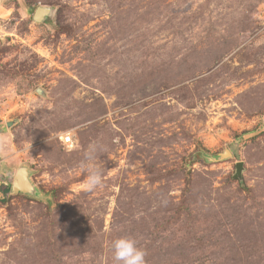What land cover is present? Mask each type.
Returning a JSON list of instances; mask_svg holds the SVG:
<instances>
[{
  "label": "rangeland",
  "instance_id": "374dc122",
  "mask_svg": "<svg viewBox=\"0 0 264 264\" xmlns=\"http://www.w3.org/2000/svg\"><path fill=\"white\" fill-rule=\"evenodd\" d=\"M23 166L37 196L4 191ZM121 236L264 264V0H0V264H114Z\"/></svg>",
  "mask_w": 264,
  "mask_h": 264
},
{
  "label": "clouds",
  "instance_id": "9594fccd",
  "mask_svg": "<svg viewBox=\"0 0 264 264\" xmlns=\"http://www.w3.org/2000/svg\"><path fill=\"white\" fill-rule=\"evenodd\" d=\"M102 150L100 143L92 142L84 152L80 166L85 173V180L82 184L85 191L92 192L104 185L105 172L97 162V154ZM146 256V249L133 236H121L112 242L114 264H147Z\"/></svg>",
  "mask_w": 264,
  "mask_h": 264
},
{
  "label": "water",
  "instance_id": "95a60500",
  "mask_svg": "<svg viewBox=\"0 0 264 264\" xmlns=\"http://www.w3.org/2000/svg\"><path fill=\"white\" fill-rule=\"evenodd\" d=\"M51 8L48 7H38L34 13V20L36 22H43L51 15ZM40 92V91H38ZM232 153L229 150H225L224 153L219 154L216 158V161H219L224 158L231 157ZM237 173L235 175L236 178H240L242 176V171L244 168V163H237ZM11 191L13 193H22L25 195L37 196L39 194L38 188L35 186L31 179V172L28 167L23 166L20 167L15 175L14 181L11 186Z\"/></svg>",
  "mask_w": 264,
  "mask_h": 264
},
{
  "label": "trees",
  "instance_id": "16d2710c",
  "mask_svg": "<svg viewBox=\"0 0 264 264\" xmlns=\"http://www.w3.org/2000/svg\"><path fill=\"white\" fill-rule=\"evenodd\" d=\"M10 190H11V188L10 187H7V188H5V193H9L10 192Z\"/></svg>",
  "mask_w": 264,
  "mask_h": 264
}]
</instances>
